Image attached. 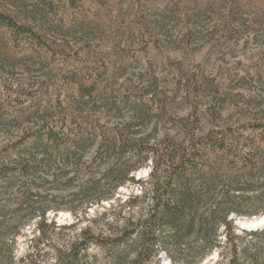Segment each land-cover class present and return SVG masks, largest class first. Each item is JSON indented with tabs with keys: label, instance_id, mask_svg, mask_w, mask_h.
I'll use <instances>...</instances> for the list:
<instances>
[{
	"label": "rangeland",
	"instance_id": "374dc122",
	"mask_svg": "<svg viewBox=\"0 0 264 264\" xmlns=\"http://www.w3.org/2000/svg\"><path fill=\"white\" fill-rule=\"evenodd\" d=\"M55 1L61 8L57 15L31 0H0V8L34 23L48 46L77 52L88 64L106 63L100 93L77 114L87 121L88 132L98 124L122 128L129 122V134L138 129L154 142L184 126L206 127L213 120H264V0H80L74 7L67 0ZM67 93L49 55L14 47L0 28V149L23 136L36 118L62 114ZM141 94L147 95L145 104L128 99ZM214 106L221 112L218 118L207 110ZM85 137L77 149L80 168L62 171V184L47 183L56 196L50 203L60 209L47 213L45 231L39 232L38 219L20 229L9 246L14 251L10 264H67L63 253L84 230L117 233L151 204L149 160L116 191L106 184L86 197L111 195L109 199L85 207L79 194L77 212L65 209V198L103 178L120 156L105 146L99 151L100 137ZM71 158L75 162L76 156ZM260 216H234L232 239L221 228V246L197 264H264V224L242 227ZM134 239L110 248L91 243L78 250V264H136ZM3 241L0 236V245ZM58 250L65 261H58ZM143 264L183 263H174L161 250Z\"/></svg>",
	"mask_w": 264,
	"mask_h": 264
},
{
	"label": "trees",
	"instance_id": "16d2710c",
	"mask_svg": "<svg viewBox=\"0 0 264 264\" xmlns=\"http://www.w3.org/2000/svg\"><path fill=\"white\" fill-rule=\"evenodd\" d=\"M31 1L49 15H57L61 9L55 0ZM78 2L67 0L71 7ZM0 28L9 33L14 47L39 50L52 58L69 98L62 114L36 118L23 136L0 149V236L4 240L0 245V264L13 262L14 251L9 246L13 248L22 227L38 219L39 232L45 231L47 213L60 209L50 203L56 196L50 193L47 183L62 184V171L68 166L80 168L77 149L84 143L86 133L88 137L101 138L99 151L105 146L104 150H118L120 156L106 169L103 178L90 180L88 186H80L79 191L65 198V209L77 212L79 194L85 207L109 199L111 195L86 197L106 184L116 191L149 160L152 166L146 183L151 204L136 222H129L117 233L99 235L88 228L84 230L80 239L63 253L69 259L67 264H78V250L91 243L110 248L133 237L136 264L152 260L161 250L174 263L197 264L221 246V228L232 239L234 216L264 213V120L241 124L213 120L206 127L184 126L176 135L154 142L139 135L138 129L129 134V122L122 128L98 124L88 132L87 121L77 114L100 93L108 74L106 63L88 64L77 52L48 46L34 23L2 8ZM146 96L128 99L145 104ZM35 104L38 113L39 106ZM207 110L214 118L221 113L217 106ZM72 155L76 156L75 162L71 161ZM74 179L70 177L65 186ZM136 202V197L129 200L131 206ZM57 258L59 262L65 261L61 250Z\"/></svg>",
	"mask_w": 264,
	"mask_h": 264
},
{
	"label": "bare ground",
	"instance_id": "6f19581e",
	"mask_svg": "<svg viewBox=\"0 0 264 264\" xmlns=\"http://www.w3.org/2000/svg\"><path fill=\"white\" fill-rule=\"evenodd\" d=\"M262 216L252 219L249 222H242V227L244 228H256L259 226H262V224H264V213L261 214Z\"/></svg>",
	"mask_w": 264,
	"mask_h": 264
}]
</instances>
